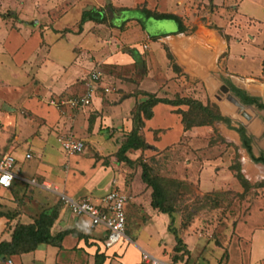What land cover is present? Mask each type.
<instances>
[{"label":"crops","instance_id":"0c3cea01","mask_svg":"<svg viewBox=\"0 0 264 264\" xmlns=\"http://www.w3.org/2000/svg\"><path fill=\"white\" fill-rule=\"evenodd\" d=\"M89 1L83 5L84 0H55L36 12L33 24L26 9L18 11L0 0V73L26 77L14 85L0 82V151L16 159L11 187H0V241L10 240L17 220L30 223L54 205L58 214L50 233L68 231L60 240L39 243L32 251L8 258L12 264H148L143 259L148 254L163 264L172 263L149 254L140 233L127 227L123 240L105 247V228L91 225L87 215L74 216L59 199L61 193L73 199L97 198L112 186L122 188L129 196L126 223L146 228L149 236L156 234L152 226L162 212L150 204L151 188L141 179V165L126 184L120 166H134L144 155L162 173L195 182L200 195L243 193L245 208L234 218L223 264H264V162L258 160L264 158V0H132V5L125 0ZM107 4L113 8H107L110 20H86L77 31L84 10L100 11L102 16ZM133 8L176 14L185 29L178 31L173 21L166 31H147L121 13ZM71 13L72 24L63 20ZM87 35L94 41L85 49L80 42ZM134 45L138 54L131 52ZM87 66L99 71L102 83L113 90L97 89L92 102L82 108L52 104L51 100L84 91ZM145 93L169 100L191 97L204 106L214 105L220 119L184 129L178 110L185 111L188 105L157 102L138 132L146 147L127 150L126 162L117 151ZM67 136L82 140L84 151L66 154L60 140ZM19 145L24 150L21 156L15 152ZM59 153L57 162H48ZM32 159L35 164L29 165L27 160ZM107 164L120 167L123 174L107 182L100 193L99 180L93 179ZM238 169L245 188L237 179ZM25 191L30 199L16 208ZM184 215L193 216L188 211ZM174 216L177 221L183 215ZM192 228L183 237L190 251L202 248L200 234L188 237ZM160 243L162 255L168 256L175 244L173 235Z\"/></svg>","mask_w":264,"mask_h":264},{"label":"rangeland","instance_id":"374dc122","mask_svg":"<svg viewBox=\"0 0 264 264\" xmlns=\"http://www.w3.org/2000/svg\"><path fill=\"white\" fill-rule=\"evenodd\" d=\"M61 1V0H56ZM84 4L90 2L89 0H84ZM88 1V2H87ZM132 0H125L124 2H129L132 5ZM6 3L10 5L13 9L16 8L18 11L20 9H26L25 13L29 16V21H32L33 24H36L37 21V11H41V8L49 7L55 4V0L43 1V0H6ZM108 7H105L104 12L106 19L110 20L112 13L111 11L107 10ZM23 9V10H24ZM22 10V13L24 12ZM6 11H10L6 9ZM124 15V18L128 17L127 20H136L138 22L140 28H144L150 32H157V31H166L170 28L171 24H174L171 20H156L153 18H146L144 12L142 10L132 9L129 11L121 12ZM74 15L73 13L69 14L64 21H70V24L73 22ZM116 20H120L116 17ZM137 25V26H138ZM136 25H134L135 27ZM132 28V27H131ZM131 32V31H130ZM129 32V33H130ZM132 33L130 36L132 37ZM93 39L91 35H87L84 40H81V45L85 49L88 47L93 46ZM139 46V44H138ZM151 47L154 48L155 44L151 43ZM138 47L134 45L131 48V52L133 54H138ZM91 64V63H89ZM86 71H88L91 67H85ZM91 70V69H90ZM89 70V71H90ZM89 73V72H88ZM26 77L24 75H19L18 77H13L10 75V72H3L0 73V82H5L6 84L9 83L10 85H14L19 81L25 80ZM1 86V84H0ZM177 97V96H176ZM175 97V98H176ZM191 98V97H190ZM1 135V129H0ZM2 136V135H1ZM2 138L0 137V142ZM59 145V144H58ZM56 143V146H58ZM144 148L142 149V151ZM23 148L22 145H19L18 148L15 150L17 154L23 155ZM136 151V150H135ZM138 151V150H137ZM62 154L59 153L58 156L49 158L48 162H57V157H61ZM135 152H133V156ZM115 156V154H114ZM117 156V155H116ZM238 157V155H236ZM46 159V158H45ZM107 159V158H106ZM149 164L150 166V174L156 175L164 181L165 186L168 189L169 197L171 203L176 208V212L174 214L183 215L181 220H175V216L173 214V223L171 225L170 221L167 226V215L165 213L161 214L162 221L158 220V222L152 226V228L156 230V234H152L149 236L147 234V229H141V226H137L135 223L130 222L126 223L125 221V229L131 232H139L142 241L148 245L144 246V248L149 252V254L155 255L157 258L164 260H170L172 263H180V264H223L226 259L227 254V241L230 234V230L234 223V218L240 215L241 212L244 210L243 200L244 194H238L232 190H225V191H216L210 192L204 195H200L198 186L194 182H188L185 179H180L169 174L162 173L160 168H157V165L153 164L150 158L144 157V155L138 156L133 163L134 166L121 164L120 166L124 167L125 170V184L133 179V176H136V170L138 164H140L143 160ZM109 160V159H107ZM112 160H115L112 159ZM154 160V159H153ZM29 165L35 164L34 159L27 160ZM119 166V164H118ZM117 167V165H116ZM21 168V169H20ZM18 170L21 174H23V167H20ZM123 172L120 170V167L115 168L112 164L104 165L96 173L95 180H99L98 190L100 193L103 192V186L108 182L110 183L113 178L119 179L122 177ZM100 178V179H99ZM237 179L241 182L242 186L245 188V179L243 175L240 173L238 169ZM91 183V182H90ZM120 191L124 192V189L118 188ZM127 194V193H126ZM30 199L29 195L25 193L23 197L18 198L16 202V208H21L25 202ZM76 199V197L74 198ZM191 200V202H190ZM190 212L193 216H185L186 212ZM185 216V217H184ZM129 224V227H128ZM193 226L191 233L188 234V237H197L200 240V246L202 248L194 251H190L186 244L183 243L184 232L189 230ZM189 227V228H188ZM152 229V233H153ZM193 232V233H192ZM168 234H172L174 237V246L168 256L162 255V250L164 246L160 243V240L163 238L168 237ZM178 240L180 242L178 243ZM143 243V244H144ZM177 246L178 249L174 250V247ZM191 247V246H190ZM196 249V248H195ZM168 257V258H167ZM162 263V262H161ZM163 264V263H162ZM168 264V263H165Z\"/></svg>","mask_w":264,"mask_h":264},{"label":"trees","instance_id":"16d2710c","mask_svg":"<svg viewBox=\"0 0 264 264\" xmlns=\"http://www.w3.org/2000/svg\"><path fill=\"white\" fill-rule=\"evenodd\" d=\"M110 9H113L110 4L106 5ZM146 18H153L156 20H171L178 24V31H183L185 28L182 25L181 18L172 13H163L158 11H150L147 9L142 10ZM5 15V14H3ZM94 20L98 22H104L106 20L105 15L100 14V11L93 9L84 10L78 23V30L81 31V27L84 21ZM169 57V55H168ZM147 98L136 106L133 114V126L131 131L127 134L125 140L121 143L117 155L118 158L129 162L125 156V152L129 149H140L146 147L143 137L138 133L140 127L143 125V118H149L151 116V108L157 102H167L170 104H186L188 109L178 110L181 114V120L184 129H188L194 125H202L211 123L215 119H220V115L215 106L202 105L201 102L192 98H180L176 97L172 100L165 98H157L153 93H145ZM250 101V99H246ZM264 162V158H260ZM141 179L151 188V206L159 212L166 213L170 217V224L173 223V214L177 211L173 203L170 201L169 192L167 187L156 175L150 174V166L146 162H141ZM58 207L56 205L51 206L41 211L35 216L30 223H22L19 220L13 226L10 240L0 241V260L7 259L10 255L20 254L28 251H32L39 243H53L67 232H61L56 235L50 233V228L53 221L57 217ZM2 215V214H0ZM13 215L8 213V217ZM71 233H74L71 231ZM180 240H178V243ZM178 247L175 246L174 250ZM143 264V263H138Z\"/></svg>","mask_w":264,"mask_h":264},{"label":"built area","instance_id":"2783aa9c","mask_svg":"<svg viewBox=\"0 0 264 264\" xmlns=\"http://www.w3.org/2000/svg\"><path fill=\"white\" fill-rule=\"evenodd\" d=\"M97 89L104 91L113 90L110 84L104 85L102 83L99 71L92 70L85 79V89L81 94L67 99H60L59 101L51 100L50 102L56 106L66 103L71 107L82 108L92 102ZM60 144L66 154L82 153L85 149L82 140L75 139L71 136L62 138ZM25 157L29 158L30 154L26 153ZM15 161L16 159L12 153L0 151V177H10L7 183H4L0 179V187H11L13 180L16 178L13 171ZM59 199L69 207L74 216L87 215L90 218L91 225H102L105 228L106 234L103 239V245L105 247L113 246L124 239L126 221L125 208L129 196L117 187L112 186L104 195L97 198L86 196L80 199H73L61 193ZM143 259L148 264H162L161 261L148 254H144ZM3 264H12L11 258L3 260Z\"/></svg>","mask_w":264,"mask_h":264},{"label":"clouds","instance_id":"9594fccd","mask_svg":"<svg viewBox=\"0 0 264 264\" xmlns=\"http://www.w3.org/2000/svg\"><path fill=\"white\" fill-rule=\"evenodd\" d=\"M0 179H2L4 183H7L10 180V177L8 176L0 177Z\"/></svg>","mask_w":264,"mask_h":264},{"label":"water","instance_id":"95a60500","mask_svg":"<svg viewBox=\"0 0 264 264\" xmlns=\"http://www.w3.org/2000/svg\"><path fill=\"white\" fill-rule=\"evenodd\" d=\"M109 0H107V2H108Z\"/></svg>","mask_w":264,"mask_h":264}]
</instances>
